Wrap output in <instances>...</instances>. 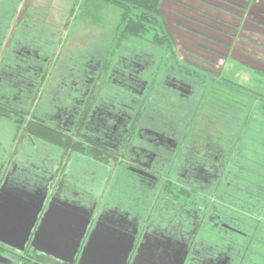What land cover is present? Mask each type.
Instances as JSON below:
<instances>
[{"label":"flooded vegetation","instance_id":"af4514ba","mask_svg":"<svg viewBox=\"0 0 264 264\" xmlns=\"http://www.w3.org/2000/svg\"><path fill=\"white\" fill-rule=\"evenodd\" d=\"M23 2L0 45V197L7 191L44 203L22 251L0 242V264H68L31 247L52 201L91 214L71 264L97 223L133 235L125 264L141 246L148 264H256L246 254L252 240L213 199L220 198L211 189L223 179V149L203 141L202 131L173 126L200 100L197 83L170 66L149 68L141 54L108 64V53L94 64H57L37 48L31 0ZM152 102L162 110H150ZM10 123L15 146L8 151ZM34 127L47 137L33 136ZM78 158L89 163L78 165Z\"/></svg>","mask_w":264,"mask_h":264},{"label":"trees","instance_id":"16d2710c","mask_svg":"<svg viewBox=\"0 0 264 264\" xmlns=\"http://www.w3.org/2000/svg\"><path fill=\"white\" fill-rule=\"evenodd\" d=\"M89 1L106 3L119 12L111 45L115 50L112 52L111 47L108 51V56H111L121 44L133 39H148L149 43L156 45L160 50L163 48V50L168 51L173 44L177 43L176 41L178 40L176 38H179L182 40L181 47L194 57H199L207 62H215L217 59L226 60L230 55V51L235 49L234 37L238 35V41H243L241 32L246 30L241 25V21L247 27L251 28L254 26L252 22L244 20L246 10L250 7L252 0H237L236 6L240 9L237 12L240 14L221 8H218L219 10L214 8V10L213 5L206 6L207 9L205 11L210 13V20H206L203 17H200L199 20L207 23L206 27L211 28L208 31L214 33V31L221 32V30H226L224 33H232L227 35L230 38L225 36L224 39L226 41L223 40V37L220 38L218 36V39L210 38L212 42L205 40L204 35H195V31L189 27L180 25V23L184 24L179 20L181 18L179 15L182 16V12L170 11L171 14L168 13L166 15V12L164 13L162 9L164 0H84V3L86 4ZM183 1L191 2L190 4L187 3L194 6L190 7V9L200 7L204 9L202 4H195V1L192 0H174V5L178 6ZM22 2L23 0H0V45L7 31L11 28L12 18L17 7ZM77 2L78 0H70L69 16L73 14ZM30 4L32 12H36L37 0H31ZM230 4L233 3L231 2ZM3 6L5 7L2 8ZM7 6L9 10H7ZM185 12L183 14L184 17L181 19L192 18L190 15H186L188 11ZM177 15L178 18L176 19ZM26 16H29L27 10ZM215 20L220 23H214L216 22ZM224 22L232 27L225 28ZM37 25L39 24L35 25V33L37 34L38 32L39 34L37 35V48H41L42 54L51 55L52 57V49L57 47L59 35L64 29H61L58 35L51 37L50 41H47L41 37L44 36L45 28L42 25L37 28ZM68 25L69 23L67 22L63 25V28ZM238 28L240 29L237 32ZM53 32L56 33L54 28L51 27L50 33L53 34ZM250 34L252 36H249V39L245 41L247 47L254 43L253 34ZM209 35L213 34L209 33ZM245 37L247 38V36ZM259 38L264 39V35ZM254 46L256 48L260 47L256 44ZM49 47L50 51L48 52ZM197 47L202 48V50L197 49ZM209 49L212 54L207 53ZM167 54L169 60L176 58L173 52L170 53L168 51ZM246 55L252 57L249 53H246ZM110 58L108 57V60H111ZM256 59L262 63L264 62L260 58ZM190 66L191 64H189L188 68H180L178 66L175 70L180 72L185 78L196 82L201 90L205 86L203 73L214 78L217 77V80L220 77V72L212 74L199 66H191L192 68ZM171 68L174 69L173 67ZM236 71L237 69H234L232 73L235 74ZM257 72L264 77V68ZM217 80L213 82L211 92L206 93L207 96L202 94V91L199 93L200 100H195L192 103L191 113L186 110V107L184 108L181 113L187 114V117L183 118L181 122H184V125L188 128H195L196 131L205 133L208 136V140L203 139V141H209L223 149L224 157L222 162L223 168H225L223 179L214 182L211 189L214 194L219 193L217 194L220 197L219 199L213 196L216 202L215 205L227 208L230 222L238 225L239 229L252 240L246 253L250 261L256 264H264V93H258L255 90L252 94H247L244 86L240 88L237 84V86L234 85L231 80H225L229 84ZM225 95H228L229 98H225ZM238 96L241 97L239 98ZM207 112L211 114L210 117L207 116ZM175 124L177 125L178 122H175ZM31 134L43 140L47 137V132L39 127L32 128ZM184 136L186 137L185 141H187L191 134L187 133ZM195 137H197V133L194 135ZM52 138L53 140L57 139L58 146L62 147L63 140L56 135H52ZM68 150L70 153L79 155L89 153V151L80 149L70 151L72 149L69 148ZM92 154L96 156L94 152ZM229 238H235V236H230Z\"/></svg>","mask_w":264,"mask_h":264},{"label":"rangeland","instance_id":"374dc122","mask_svg":"<svg viewBox=\"0 0 264 264\" xmlns=\"http://www.w3.org/2000/svg\"><path fill=\"white\" fill-rule=\"evenodd\" d=\"M192 1H195V4H198V5L202 4L204 9L202 7L190 9V7H194V6L189 5L191 2L189 3L187 1H183L184 3L181 2L182 4L179 3L178 5L179 7H178L174 5V0H164L162 3V9L164 10V13L166 12V15L168 13L171 14V12H177V11L185 14L186 13L185 11H188L186 15L188 16L190 15V17L194 19L192 20V18L190 19L185 18L184 19L185 21H184L183 19H181L182 17H184L183 14H181L182 16L179 15V17H181L179 20L184 24L180 23V25L184 27L185 26L189 27L190 29L195 31L194 32L195 35H198V36L204 35L203 37L207 41L212 42L210 38L218 39V36H220V38L223 37L224 41H226L224 39L225 36L227 38H230L227 35H231L232 33L231 32L224 33V31L226 30H221V32L214 31L215 33L214 35V33L208 31V30H211V28L206 27L207 23L206 22L203 23L199 19L200 17H203L206 20L208 19L210 20L209 18L210 13L205 11V9H207L206 7L207 5L209 6L213 5V9L215 8L216 10H219L218 8H221L227 11H232L236 14H240L239 12H237V10H240L236 6L237 0H223V1L222 0H202L205 3L202 2L201 0H192ZM37 2L38 4H37L36 12L34 11L32 12L31 10L32 14L34 13V17H35L33 19H36V24H39L37 25V28L40 27V25H42L45 28V33L48 32L47 34L44 33V36H41V37H43V39L47 41H50L51 37L53 38L54 36L58 35L60 33V30L64 29L61 31L59 35L60 37H59V43L57 44V47L55 49H52L53 62L57 64L62 62L61 65H63L64 63V65H66L67 67H70L72 64H77V63L79 65H81V63L82 64L84 63L94 64L96 63L95 61L103 60L104 57L105 58L107 57V53L112 47L111 45H112L113 37L115 34L114 29H115V25L117 23V18L119 14L117 10H115L114 8H112L110 5L106 3H100V2L98 3V2L89 1L88 3L85 4L84 0H78L77 4L74 7L73 14L69 16L68 11L70 9V6H69L70 0H40V1L37 0ZM227 2H230V3L232 2L233 4H230ZM24 3H26V0L23 2V5ZM253 4H254V0L251 1L250 7L246 10L244 20L246 19V21L252 22L254 25L255 23H254L253 18H255V20H259V18H257L258 16L257 14H259V12L256 10V8H253L252 6ZM4 7L5 6H3L2 8ZM7 10H9L8 6H7ZM251 14L253 18L251 17ZM177 18H178V15L176 16V19ZM203 18L201 19L204 20ZM261 21L263 22L264 18H262ZM67 22L69 23V25L63 28V25L66 24ZM214 23H220V22L216 21ZM223 25L225 28L232 27L228 23H225V22L223 23ZM241 25L243 26L244 30H246V31L241 32L242 33L241 36L244 42V46L242 45L243 46L242 48L245 49V51H248V53L252 52L259 56L263 55L261 53L264 52V39L255 37L259 35L258 32L256 31L254 32L252 31L253 28L250 29V27L243 25L242 21H241ZM51 27L54 28V31H56V33L54 32L53 34L50 33ZM261 28L262 30H264V26H261ZM239 29L240 28H238L237 32L239 31ZM209 33L213 35H209ZM250 33L253 34L254 43L253 45H251V48L249 49V47H247V44H245V41L249 39V36L250 37L252 36ZM37 35H39L38 32L37 34L35 33L36 42L38 41ZM261 35H264V33H262ZM237 36L238 35H236V37ZM245 36H247V38ZM236 37H234V45L240 46L241 42L238 41V37L237 38ZM176 40H178L176 41L177 43L175 45L173 44L172 48L168 50L170 53L173 52L174 55L176 56L174 60H169V56L166 55L168 51L163 50V48L160 50V48H158L156 45L149 43L148 39L146 40L133 39V40H130L128 42H124L123 44H121L118 47V49L114 52V58H112L111 60H105V62L107 64L114 63L116 62L118 56L125 57V56H135V55L141 54L147 58V61L149 63L148 65L149 68L156 67L157 65L160 68L163 66L164 67L170 66V67H173L174 69L178 68V66L180 68L181 67L188 68L189 64H191L192 67L199 66L200 68L204 70H208L212 74H216L220 72V77H218V80H217V77L214 78L213 76H208L204 73L202 74L204 82H205L204 83L205 86H204V89L202 90L198 89V93L202 91V94H204L205 96H207L206 95L207 92H211V89H212L211 86L213 85V82H215V80L219 82L221 81L225 82V80H231L232 83H234V85L237 84L240 88H242L241 86H244L245 87L244 90H246L247 94L249 93L252 94V92L255 90L258 93L259 92L264 93V77L261 75H258V73L256 71L254 72V70L247 69L246 67L245 69L244 66L241 65L240 62L236 60V58H234V56H233V59L231 57L228 60L227 59L226 60L217 59L215 62L214 61L207 62L199 57H194L193 55H190L187 52V50H184V48L181 47L182 40L179 38H177ZM237 41L238 43L236 44ZM254 44L260 46V48L258 49L254 48ZM197 49L202 50V48L200 47H197ZM113 50L115 49L112 47L111 51L113 52ZM49 51H50V47H49L48 52ZM217 51H220V50H217ZM207 53L209 54L211 53L210 49L207 50ZM108 57H111V56H108ZM208 57L212 59L210 55H208ZM257 57L258 56H255V58ZM242 61H243V58H242ZM259 64L260 66L254 63L251 65L258 69L261 66H262L261 68H264V65L262 63H259ZM213 66H216V67L218 66V67L215 69L213 68ZM234 69L235 70L237 69L235 74L232 73ZM61 70L62 68H60V71ZM177 73H179V75H182L180 74V72H177ZM109 90L111 89L109 88ZM227 97L229 98L228 95H225V98ZM238 97L240 98L241 96H238ZM159 107H161V110H162L161 103L152 102V106L150 107V110H153V108L157 110V108ZM186 115L187 114H180L177 117V120L175 121V122H178V124L176 125L174 122L173 126H176V127L185 126L184 122H181V121L183 118L187 117ZM207 116L210 117L211 114L207 112ZM7 125H8V129L4 131H6V137H7L6 143L8 145V151H10L11 148L15 146V144H13L14 129L12 128L11 123ZM4 137L1 135V139H6V137L5 138ZM43 152H44V149H43ZM55 154L58 155L59 151H56ZM77 162H79L78 165H83V163H87V162L89 163L88 160L84 161V158H78ZM78 171H79V174H82V172H80L81 171L80 168L77 169V172ZM87 175L89 174H86V176ZM99 179L100 178H96L95 181L98 182ZM85 180H88V178H85ZM103 184L104 183L101 182V186H99V188H102ZM95 186H98V185L94 184V186L92 187L94 188ZM108 186H109V183L107 184L105 191H108ZM101 198L104 199V195L101 196Z\"/></svg>","mask_w":264,"mask_h":264},{"label":"water","instance_id":"95a60500","mask_svg":"<svg viewBox=\"0 0 264 264\" xmlns=\"http://www.w3.org/2000/svg\"><path fill=\"white\" fill-rule=\"evenodd\" d=\"M43 203L44 198L35 200L28 195L25 199L13 198L5 191L0 197V242L22 251ZM90 218L91 214L83 208L50 202L34 234L32 249L71 264ZM133 240V235L97 223L77 264H125ZM150 260V254L141 246L133 264H148Z\"/></svg>","mask_w":264,"mask_h":264},{"label":"crops","instance_id":"0c3cea01","mask_svg":"<svg viewBox=\"0 0 264 264\" xmlns=\"http://www.w3.org/2000/svg\"><path fill=\"white\" fill-rule=\"evenodd\" d=\"M252 6H253V8H256V10L259 12V14H257L258 15L257 18H259V20H255V18H253L252 14H251V17L254 19L255 24L250 29L253 28L252 31L258 32L259 35L255 36V37L259 38V37H261V34L264 33V30H262V28H261V26H264V21L263 22L261 21V19L264 18V0H257V1L254 0V4ZM242 45L244 46V42L241 40V45L240 46L236 45L235 49L234 50L232 49V51H230V55L226 59L228 60L231 57L233 59V56H234V58H236V60L238 62H240V64L243 65L244 68L246 67L247 69L254 70V72L255 71L257 72V71H260L261 69H263V68H261L262 66L259 67V69H258L256 67L252 66L251 64L254 63V64H257L260 66L259 63H262V62L260 60H257L255 58V56H258L257 58L263 59V61H264V52H262L260 50L262 52L261 54H263L261 56L255 54V53L249 52L250 55L252 56V57H250V56L246 55V53H248V51H245V49L242 48L243 47ZM248 47H249V49L251 48V46H248ZM254 48H256V47L254 46ZM258 48H260V47H257V49ZM242 58H243V61H242ZM250 61H251V63H250ZM262 64L264 65V62ZM258 75H260V74L258 73Z\"/></svg>","mask_w":264,"mask_h":264}]
</instances>
